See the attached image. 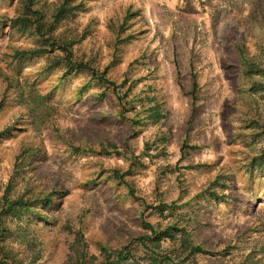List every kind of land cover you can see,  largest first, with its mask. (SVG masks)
<instances>
[{"label": "rangeland", "instance_id": "374dc122", "mask_svg": "<svg viewBox=\"0 0 264 264\" xmlns=\"http://www.w3.org/2000/svg\"><path fill=\"white\" fill-rule=\"evenodd\" d=\"M63 1L0 0V264H264V0Z\"/></svg>", "mask_w": 264, "mask_h": 264}, {"label": "trees", "instance_id": "16d2710c", "mask_svg": "<svg viewBox=\"0 0 264 264\" xmlns=\"http://www.w3.org/2000/svg\"><path fill=\"white\" fill-rule=\"evenodd\" d=\"M23 1L25 3V9L27 11L34 10V9H31L32 6H33V0H23ZM73 3H74V0H64L62 5L57 10V15H56L55 19L58 21L66 13H68L71 10H73L74 9ZM34 12L37 14V19H35V23L33 21V23L35 25V30L37 31V34H38L37 36L39 38H42V39L46 40V34L43 32V29H42V26H41V23H40L43 14L40 11H37V10H34ZM29 20H30L29 18H26L25 19V23H28ZM66 51H67V49H66ZM238 51H239V56H240V63L242 65V67H243V70H244L243 72H244L246 77L259 75V74L264 72L263 70L260 69L258 64L254 61L253 58L250 57V54H248L247 51L243 47L242 48L239 47ZM31 52H36V51H31ZM74 66L77 69H81V68L84 67L83 65H74ZM99 80L103 84L112 85V83L110 81H108L107 79H105L104 77H100ZM16 204H14L13 206L17 207L18 203H16ZM5 213H6V211H5ZM2 214H0V226H3L2 224L4 223L3 219H1V215ZM150 228H151L152 231L154 230V227L150 226ZM1 230H2V233L5 232V228H2ZM157 239L159 241L161 239V236H159ZM140 241H143V239H140ZM104 254L106 255L107 259H110L111 255H112V252L107 250ZM130 256H131L130 253L125 254L124 251H119L117 259L113 260L112 262H108V264H121L122 262L129 260L131 258ZM2 264H4V263H2Z\"/></svg>", "mask_w": 264, "mask_h": 264}]
</instances>
